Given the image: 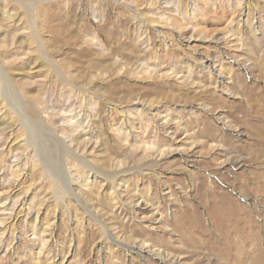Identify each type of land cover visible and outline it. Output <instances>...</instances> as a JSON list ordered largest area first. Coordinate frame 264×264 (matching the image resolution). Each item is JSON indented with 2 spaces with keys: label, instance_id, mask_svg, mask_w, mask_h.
Instances as JSON below:
<instances>
[{
  "label": "rangeland",
  "instance_id": "1",
  "mask_svg": "<svg viewBox=\"0 0 264 264\" xmlns=\"http://www.w3.org/2000/svg\"><path fill=\"white\" fill-rule=\"evenodd\" d=\"M263 98L264 0H0V264H250Z\"/></svg>",
  "mask_w": 264,
  "mask_h": 264
},
{
  "label": "bare ground",
  "instance_id": "2",
  "mask_svg": "<svg viewBox=\"0 0 264 264\" xmlns=\"http://www.w3.org/2000/svg\"><path fill=\"white\" fill-rule=\"evenodd\" d=\"M262 99V98H261ZM264 99V98H263ZM264 204V203H263ZM236 207V205H235ZM229 209V208H228ZM231 209L233 210L230 214H229V218L231 223L230 226H228V229L223 230L225 231V233H231V231L233 230V228H235V226L237 227V225L239 224H245L247 226V230L248 233H246L245 237L248 240L249 238L254 241V243H256V249L254 253H256V256L254 257V260L250 262V264H264V254H262V252L260 251V248L258 247V240L261 238L257 235V231H255V225L251 222L254 216V210H249L247 208H234L231 207ZM228 216V215H227ZM228 218V219H229ZM224 225V224H223ZM227 226V225H226ZM236 229V228H235ZM245 234V233H244ZM229 235V234H228ZM243 235V234H242ZM240 236V235H239ZM238 236V237H239ZM263 239V238H262ZM237 241V240H236ZM240 242H243V236L240 238L239 240ZM261 241V240H260ZM250 243V242H249ZM234 244V243H233ZM240 244V243H239ZM244 244V243H243ZM248 244V243H247ZM246 245V243H245ZM233 246V245H232ZM235 246V245H234ZM244 246V245H243ZM238 247V246H237ZM258 247V248H257ZM242 248V247H241ZM254 248V247H253ZM236 249V248H235ZM251 249V248H250ZM245 250V249H244ZM246 251V250H245ZM238 252V251H237ZM252 253V252H251ZM156 254V253H155ZM161 255V254H160ZM163 256V255H162ZM247 259V258H246ZM248 264V263H247Z\"/></svg>",
  "mask_w": 264,
  "mask_h": 264
}]
</instances>
